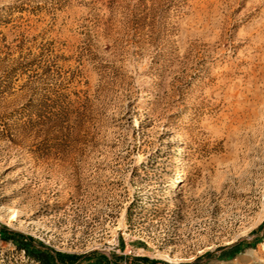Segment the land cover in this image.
I'll return each instance as SVG.
<instances>
[{"label":"rangeland","instance_id":"rangeland-1","mask_svg":"<svg viewBox=\"0 0 264 264\" xmlns=\"http://www.w3.org/2000/svg\"><path fill=\"white\" fill-rule=\"evenodd\" d=\"M12 232L264 264V0H0V264H45Z\"/></svg>","mask_w":264,"mask_h":264},{"label":"trees","instance_id":"trees-1","mask_svg":"<svg viewBox=\"0 0 264 264\" xmlns=\"http://www.w3.org/2000/svg\"><path fill=\"white\" fill-rule=\"evenodd\" d=\"M130 209H131V206L128 207L127 209V216L130 217L131 214H130ZM13 241L16 242V245L18 248L20 249H24L26 251V253L28 254V256H34L36 258H38L39 260H41L43 263L45 264H56V262L58 260H62L64 257L66 258V256L62 253H55L54 255L53 254H50L48 252H44V251H36L34 248H29V244L31 242H33V238L31 237H26L24 236L23 234L19 233V232H12L11 234ZM5 238H7L5 235H4ZM9 238V237H8ZM236 248H234L230 253L228 254H225L223 255V258H230V257H233L234 255H236L239 251V247L235 246ZM67 258L71 259V261L73 263L77 262V256L76 255H68ZM140 260H142V264H147L148 262L150 264H162V263H159V261L157 260H150L148 257H140ZM108 261H111L110 259H108V257H102L100 259H98V262L100 264H103L105 262H108ZM164 264V263H163Z\"/></svg>","mask_w":264,"mask_h":264}]
</instances>
